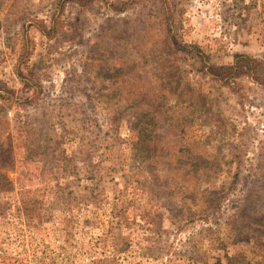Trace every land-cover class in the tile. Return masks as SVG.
Listing matches in <instances>:
<instances>
[{"label": "rangeland", "instance_id": "rangeland-1", "mask_svg": "<svg viewBox=\"0 0 264 264\" xmlns=\"http://www.w3.org/2000/svg\"><path fill=\"white\" fill-rule=\"evenodd\" d=\"M0 94V264H264V0H0Z\"/></svg>", "mask_w": 264, "mask_h": 264}, {"label": "trees", "instance_id": "trees-1", "mask_svg": "<svg viewBox=\"0 0 264 264\" xmlns=\"http://www.w3.org/2000/svg\"><path fill=\"white\" fill-rule=\"evenodd\" d=\"M168 35L170 31L167 30ZM166 53V52H165ZM7 96L0 94V98H5ZM148 102L153 104L151 99ZM11 151L12 147H3L0 145V190L8 191L9 188L13 186V183L9 181L5 175V169L11 164Z\"/></svg>", "mask_w": 264, "mask_h": 264}]
</instances>
